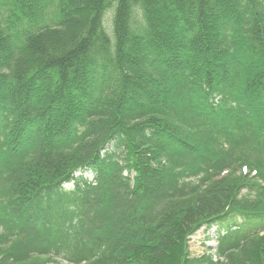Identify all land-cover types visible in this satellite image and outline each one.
I'll return each instance as SVG.
<instances>
[{"label":"trees","instance_id":"obj_1","mask_svg":"<svg viewBox=\"0 0 264 264\" xmlns=\"http://www.w3.org/2000/svg\"><path fill=\"white\" fill-rule=\"evenodd\" d=\"M0 264H264V0H0Z\"/></svg>","mask_w":264,"mask_h":264},{"label":"rangeland","instance_id":"obj_2","mask_svg":"<svg viewBox=\"0 0 264 264\" xmlns=\"http://www.w3.org/2000/svg\"><path fill=\"white\" fill-rule=\"evenodd\" d=\"M112 15V10H108L104 15L105 26L108 27L110 23V18ZM66 187H70L67 185ZM216 229L202 227L198 232H196L192 237L189 238V252L191 257H199L203 253L214 254L216 250Z\"/></svg>","mask_w":264,"mask_h":264}]
</instances>
